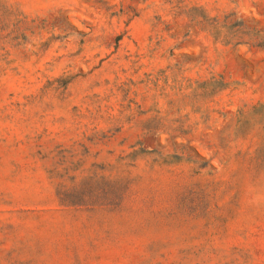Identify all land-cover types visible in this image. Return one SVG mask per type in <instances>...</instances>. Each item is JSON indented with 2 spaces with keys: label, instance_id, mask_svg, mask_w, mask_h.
<instances>
[{
  "label": "rangeland",
  "instance_id": "1",
  "mask_svg": "<svg viewBox=\"0 0 264 264\" xmlns=\"http://www.w3.org/2000/svg\"><path fill=\"white\" fill-rule=\"evenodd\" d=\"M260 39L264 0H0V264H264Z\"/></svg>",
  "mask_w": 264,
  "mask_h": 264
},
{
  "label": "trees",
  "instance_id": "2",
  "mask_svg": "<svg viewBox=\"0 0 264 264\" xmlns=\"http://www.w3.org/2000/svg\"><path fill=\"white\" fill-rule=\"evenodd\" d=\"M233 15V13H228L226 14L222 21H219L218 18H212V21H213V24H214V32L212 33L215 37H217L220 33H221V29L222 28H227V29H230V28H233L237 25L240 24L239 21H234L232 22L230 20V17ZM252 46H255V47H264V39H260L259 41L255 42V43H252Z\"/></svg>",
  "mask_w": 264,
  "mask_h": 264
}]
</instances>
